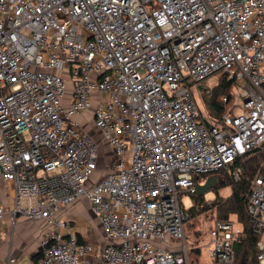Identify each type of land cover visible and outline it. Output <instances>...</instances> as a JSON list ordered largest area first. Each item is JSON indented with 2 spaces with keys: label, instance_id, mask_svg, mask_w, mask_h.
Here are the masks:
<instances>
[{
  "label": "built area",
  "instance_id": "2783aa9c",
  "mask_svg": "<svg viewBox=\"0 0 264 264\" xmlns=\"http://www.w3.org/2000/svg\"><path fill=\"white\" fill-rule=\"evenodd\" d=\"M218 73L244 100L214 121ZM84 114L114 154L101 179ZM251 155L245 212L264 264V0H0V183L14 186L10 213L47 225L36 264H198L203 244L209 264H236L238 216L193 245L183 198L222 169L239 180ZM83 198L105 244L63 216Z\"/></svg>",
  "mask_w": 264,
  "mask_h": 264
},
{
  "label": "trees",
  "instance_id": "16d2710c",
  "mask_svg": "<svg viewBox=\"0 0 264 264\" xmlns=\"http://www.w3.org/2000/svg\"><path fill=\"white\" fill-rule=\"evenodd\" d=\"M233 87L234 84L226 79H221L217 85L212 87L209 97L211 110L215 118L214 121H218L217 118H219L224 112L232 110L234 102ZM224 96H227L229 99L226 103L223 102ZM206 121L209 123V120L206 119ZM259 161V158L254 155L246 157L243 162L245 173L239 180H234L232 174L227 169L219 171L220 185H231V194L228 197H223L219 193H216L215 198L209 204L203 195H198L195 192L191 194L193 205L189 208V220L194 219L196 215L202 213L208 216L213 210H215L216 214L213 218H229L232 214H236L239 220L244 224V234L242 235L240 242L236 244V264H258L256 254L257 242L260 236L252 230L251 225L249 224L245 212V200L249 191L251 179L258 169ZM208 208H212L211 212ZM189 220L187 222L186 231L188 223L191 221ZM201 231V228H197L193 234L198 236ZM189 237L191 238V235H189ZM192 240L193 245H197L200 242L199 239H196V236H194ZM41 253L42 248L35 255V258L38 259ZM191 255L196 259L200 258V249L194 248Z\"/></svg>",
  "mask_w": 264,
  "mask_h": 264
},
{
  "label": "crops",
  "instance_id": "0c3cea01",
  "mask_svg": "<svg viewBox=\"0 0 264 264\" xmlns=\"http://www.w3.org/2000/svg\"><path fill=\"white\" fill-rule=\"evenodd\" d=\"M0 190V203L7 208L0 219V264L9 256H15L19 264H36L35 255L48 236L47 225L44 220L15 216L8 211L15 195L11 182L2 181ZM63 216L75 227L81 241L107 242L100 220L91 212L86 198L64 209Z\"/></svg>",
  "mask_w": 264,
  "mask_h": 264
},
{
  "label": "rangeland",
  "instance_id": "374dc122",
  "mask_svg": "<svg viewBox=\"0 0 264 264\" xmlns=\"http://www.w3.org/2000/svg\"><path fill=\"white\" fill-rule=\"evenodd\" d=\"M220 81V74H214L208 77L205 81V83L209 87H213L217 85ZM195 97L197 99V102L200 106V109L203 112V115L207 118H209V112L206 107V103L204 101L203 95H201L199 89L194 86L193 88ZM233 93H234V112L235 113H241L243 110V97L241 96L240 92L236 90L235 86L233 87ZM93 114L90 112V116ZM82 123L88 128L89 130L96 139L100 140L101 142V153L99 157V166L94 174L95 179H101L104 177L107 173H109L112 168H113V159H114V154L108 150L107 146L104 144L102 140V136L99 133L98 129H96L93 125V122L91 119L88 118L87 114H84L83 117L79 118ZM216 193H219L223 197H228L231 194V185H220L216 188H213L206 192L203 196L206 198L207 202L210 204L212 200L215 198ZM192 193H186L183 198V202L186 207H191L192 206V198H191ZM208 210L211 212L212 208H208ZM216 211L213 210L211 214L206 216L204 213L196 215L194 219H190L188 223V228H187V233L191 235V238L196 236V239L200 240V243H202V240L205 238L204 232L201 231V233L197 236L194 235V231L197 230V228H201L202 230L205 229L206 226L211 225L210 219L215 217ZM192 238V239H193ZM208 249L209 245L208 244H203L202 245V251H201V256L199 259L198 264H209L211 262V259L208 254ZM196 259V258H195Z\"/></svg>",
  "mask_w": 264,
  "mask_h": 264
},
{
  "label": "water",
  "instance_id": "95a60500",
  "mask_svg": "<svg viewBox=\"0 0 264 264\" xmlns=\"http://www.w3.org/2000/svg\"><path fill=\"white\" fill-rule=\"evenodd\" d=\"M220 185L218 176L210 175L203 183H198L196 186V194L204 195L209 190Z\"/></svg>",
  "mask_w": 264,
  "mask_h": 264
}]
</instances>
